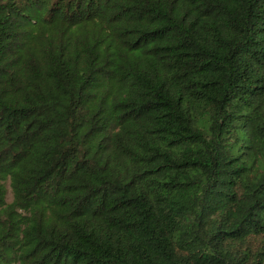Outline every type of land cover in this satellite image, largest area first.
<instances>
[{
	"label": "trees",
	"instance_id": "1",
	"mask_svg": "<svg viewBox=\"0 0 264 264\" xmlns=\"http://www.w3.org/2000/svg\"><path fill=\"white\" fill-rule=\"evenodd\" d=\"M0 264H264V0H0Z\"/></svg>",
	"mask_w": 264,
	"mask_h": 264
},
{
	"label": "rangeland",
	"instance_id": "2",
	"mask_svg": "<svg viewBox=\"0 0 264 264\" xmlns=\"http://www.w3.org/2000/svg\"><path fill=\"white\" fill-rule=\"evenodd\" d=\"M12 199V194H11V191L9 190V193H8V200H11Z\"/></svg>",
	"mask_w": 264,
	"mask_h": 264
}]
</instances>
